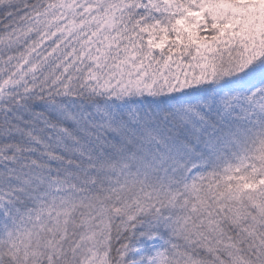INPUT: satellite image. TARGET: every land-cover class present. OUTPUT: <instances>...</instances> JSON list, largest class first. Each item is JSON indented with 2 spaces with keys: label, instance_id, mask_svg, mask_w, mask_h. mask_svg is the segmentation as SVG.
Here are the masks:
<instances>
[{
  "label": "snow or ice",
  "instance_id": "1",
  "mask_svg": "<svg viewBox=\"0 0 264 264\" xmlns=\"http://www.w3.org/2000/svg\"><path fill=\"white\" fill-rule=\"evenodd\" d=\"M0 264H264V0H0Z\"/></svg>",
  "mask_w": 264,
  "mask_h": 264
}]
</instances>
